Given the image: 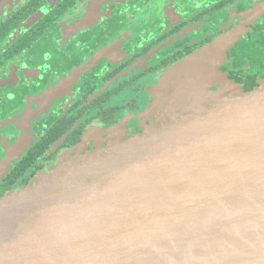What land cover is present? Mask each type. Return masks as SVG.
Masks as SVG:
<instances>
[{
	"label": "water",
	"instance_id": "water-1",
	"mask_svg": "<svg viewBox=\"0 0 264 264\" xmlns=\"http://www.w3.org/2000/svg\"><path fill=\"white\" fill-rule=\"evenodd\" d=\"M240 35L167 69L144 131L0 197V264H264V77L218 69Z\"/></svg>",
	"mask_w": 264,
	"mask_h": 264
},
{
	"label": "flooded vegetation",
	"instance_id": "flooded-vegetation-1",
	"mask_svg": "<svg viewBox=\"0 0 264 264\" xmlns=\"http://www.w3.org/2000/svg\"><path fill=\"white\" fill-rule=\"evenodd\" d=\"M234 29L218 69L251 87L264 0H0V197L144 131L167 69Z\"/></svg>",
	"mask_w": 264,
	"mask_h": 264
},
{
	"label": "trees",
	"instance_id": "trees-1",
	"mask_svg": "<svg viewBox=\"0 0 264 264\" xmlns=\"http://www.w3.org/2000/svg\"><path fill=\"white\" fill-rule=\"evenodd\" d=\"M262 47H263V50L260 54L261 55L260 59L257 58V60L249 61V68H251L252 72H254L256 74V76H258V77H264V40L262 43ZM237 63H239L240 65L241 64L243 65L245 62L240 61ZM234 80L236 82H240V79H238V78H235Z\"/></svg>",
	"mask_w": 264,
	"mask_h": 264
}]
</instances>
